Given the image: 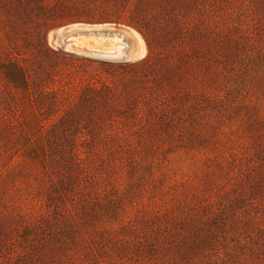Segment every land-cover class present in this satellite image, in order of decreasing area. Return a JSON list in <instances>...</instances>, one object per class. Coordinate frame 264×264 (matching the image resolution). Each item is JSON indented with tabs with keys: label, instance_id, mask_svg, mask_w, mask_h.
Segmentation results:
<instances>
[{
	"label": "rangeland",
	"instance_id": "obj_1",
	"mask_svg": "<svg viewBox=\"0 0 264 264\" xmlns=\"http://www.w3.org/2000/svg\"><path fill=\"white\" fill-rule=\"evenodd\" d=\"M89 11L123 23L63 22ZM134 12L181 34L150 52ZM0 264H264V0H0Z\"/></svg>",
	"mask_w": 264,
	"mask_h": 264
},
{
	"label": "bare ground",
	"instance_id": "obj_2",
	"mask_svg": "<svg viewBox=\"0 0 264 264\" xmlns=\"http://www.w3.org/2000/svg\"><path fill=\"white\" fill-rule=\"evenodd\" d=\"M106 26L107 25L94 26L93 28L102 30L105 29ZM70 28L73 30V33L69 36L65 45V49L69 51L91 53L103 58L130 62L141 60L147 54L144 39L137 31L131 28L125 27L124 31L112 35L88 34L90 37H83L86 36L84 32L89 29L88 26L74 24L70 26ZM90 38H92V41ZM127 39L130 40V46L126 43Z\"/></svg>",
	"mask_w": 264,
	"mask_h": 264
},
{
	"label": "trees",
	"instance_id": "obj_3",
	"mask_svg": "<svg viewBox=\"0 0 264 264\" xmlns=\"http://www.w3.org/2000/svg\"><path fill=\"white\" fill-rule=\"evenodd\" d=\"M139 17H143V15H139L138 12H134V17L133 19H130L132 22L137 21L136 23L138 24V21H142ZM144 18V17H143ZM63 22H86V23H112V24H122V18L119 14V11H116L115 14H110V13H89L88 14H82V13H73L69 14L68 16H65ZM144 21V20H143ZM144 23H146L144 21ZM174 27L171 29L166 30L165 34L162 36H157L154 35V31L150 29L149 27L146 26H141V24H138V30L144 37L148 49L150 52L153 50L154 46V40H161L163 42H167L170 39H174L176 36L181 34V26L179 25V20L174 19ZM162 37V38H161Z\"/></svg>",
	"mask_w": 264,
	"mask_h": 264
},
{
	"label": "water",
	"instance_id": "obj_4",
	"mask_svg": "<svg viewBox=\"0 0 264 264\" xmlns=\"http://www.w3.org/2000/svg\"><path fill=\"white\" fill-rule=\"evenodd\" d=\"M85 26H88V30H86L84 33L86 34H104V35H112L118 32H122L125 30V27H118L114 25L106 24V28L102 30H96L93 27L94 26H101V25H90V24H82ZM72 26V25H70ZM70 26L62 27L54 31L53 34V40L56 41L57 45L61 46L65 49V45L68 41L69 36L73 33V30H71ZM124 61V60H122ZM130 62V61H126Z\"/></svg>",
	"mask_w": 264,
	"mask_h": 264
}]
</instances>
